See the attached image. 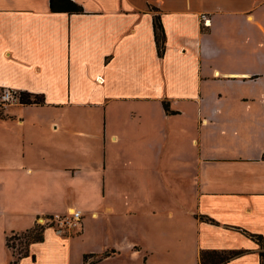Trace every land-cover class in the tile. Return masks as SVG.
Wrapping results in <instances>:
<instances>
[{
  "label": "crops",
  "instance_id": "crops-1",
  "mask_svg": "<svg viewBox=\"0 0 264 264\" xmlns=\"http://www.w3.org/2000/svg\"><path fill=\"white\" fill-rule=\"evenodd\" d=\"M74 1L84 13L0 0V88L43 96L1 111L0 264L11 234L71 208L130 216L107 245L123 264L208 249L264 264V0ZM49 233L75 235L45 228L17 264Z\"/></svg>",
  "mask_w": 264,
  "mask_h": 264
},
{
  "label": "rangeland",
  "instance_id": "rangeland-1",
  "mask_svg": "<svg viewBox=\"0 0 264 264\" xmlns=\"http://www.w3.org/2000/svg\"><path fill=\"white\" fill-rule=\"evenodd\" d=\"M4 106L0 102V115ZM104 209L99 210V216L93 217L91 213L85 215L86 221L74 231V236L71 242L62 240V236L55 238L49 233V239L44 245H36L34 247V254L36 256L35 264H83V258L87 254H101L105 252H112V246H108L111 243H117L125 238L127 234L131 235L128 231L135 228L128 219L130 216L124 214L114 213L112 220L109 223L104 222L103 219ZM84 223V224H83ZM26 233L21 232L10 235V243L13 246L11 249L16 256L25 250ZM78 234V235H76ZM62 237V238H61ZM67 238V237H65ZM71 238V237H70ZM57 249L64 251L65 255L56 253L52 255L51 251ZM67 250H69V257H67ZM12 251L8 250V254L12 260ZM165 252V251H163ZM180 249H177L176 253H179ZM111 255V253H110ZM96 257L92 256L89 261L94 260ZM123 255L114 254L113 256L103 258L98 264H123ZM161 260L165 262H173L172 264H178L176 260H183V263L179 264H195L193 260L195 257L181 256V257H169L166 255L161 256ZM188 260V262H187ZM33 263V264H34ZM24 264H31V261H25Z\"/></svg>",
  "mask_w": 264,
  "mask_h": 264
},
{
  "label": "trees",
  "instance_id": "trees-1",
  "mask_svg": "<svg viewBox=\"0 0 264 264\" xmlns=\"http://www.w3.org/2000/svg\"><path fill=\"white\" fill-rule=\"evenodd\" d=\"M51 10L54 12H69V13H84V8L82 5L77 3L74 0H50ZM150 10L154 13L153 15V23H154V33H155V41L157 44L158 53L160 56L164 55L165 52V42H166V34L164 25L162 23L161 15L158 13L159 9L155 6H150ZM21 100L22 104H40L43 103V96L39 94L30 93L27 91H21ZM164 107L167 111H170L169 104L164 102ZM201 218L213 221L206 216H201ZM44 230L45 228L40 225H35L33 228L25 231L26 233V243L27 246L24 251L20 252L17 256L14 255V260L11 264H17L19 259L29 254V247L34 242H40L44 240ZM251 236L257 238L261 241V237L255 234H251ZM10 236L7 238V245L10 249L13 246L10 243ZM111 252H105L101 254H87L84 256L83 264H96L101 261L103 258L110 255ZM243 253L242 250H202L200 255L201 264H224L229 262L234 257ZM264 255V254H263ZM92 256L96 257L94 260L89 261V258Z\"/></svg>",
  "mask_w": 264,
  "mask_h": 264
},
{
  "label": "built area",
  "instance_id": "built-area-1",
  "mask_svg": "<svg viewBox=\"0 0 264 264\" xmlns=\"http://www.w3.org/2000/svg\"><path fill=\"white\" fill-rule=\"evenodd\" d=\"M201 19L205 26L210 25V18L202 15ZM20 92L10 88H0V102L4 106L20 103ZM83 211L80 208H71L66 212H53L47 215H40L37 218V224L45 228H52L57 233L63 235H72L81 225L83 220Z\"/></svg>",
  "mask_w": 264,
  "mask_h": 264
}]
</instances>
